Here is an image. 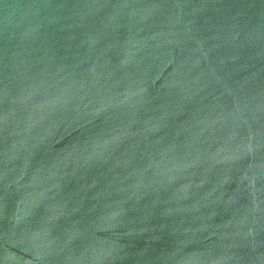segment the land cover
<instances>
[{
  "label": "water",
  "instance_id": "water-1",
  "mask_svg": "<svg viewBox=\"0 0 264 264\" xmlns=\"http://www.w3.org/2000/svg\"><path fill=\"white\" fill-rule=\"evenodd\" d=\"M0 264H264V0H0Z\"/></svg>",
  "mask_w": 264,
  "mask_h": 264
}]
</instances>
